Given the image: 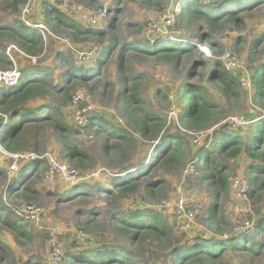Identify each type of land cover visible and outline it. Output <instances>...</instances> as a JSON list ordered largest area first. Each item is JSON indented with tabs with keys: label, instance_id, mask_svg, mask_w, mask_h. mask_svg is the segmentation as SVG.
<instances>
[{
	"label": "rangeland",
	"instance_id": "rangeland-1",
	"mask_svg": "<svg viewBox=\"0 0 264 264\" xmlns=\"http://www.w3.org/2000/svg\"><path fill=\"white\" fill-rule=\"evenodd\" d=\"M90 1L28 0L18 10L0 8V27L14 19L24 21L28 26L38 27L43 41L42 51L28 56L0 32V51L12 63L11 69L0 70V86L15 85L20 70L27 67L43 70L47 87L59 91L71 82L65 78L70 68L96 62L102 47L83 38L78 40L71 29L48 26L44 22L43 3L62 10L84 27L103 28L108 33L111 29L116 30L121 38L116 51L101 66V73L91 77L87 86L76 84L68 98L61 99L63 95L56 94L58 100H48L49 105L54 103V107L60 109L59 119L73 129L71 140L88 153L90 168L80 170L69 162L59 140L60 130L52 123H46L30 136L28 149L21 152L25 156L17 158L19 178L11 169L14 153L0 146V169L4 171L0 174L3 214L22 224L29 233V236L20 234L0 221V264H125L118 260L85 261L73 257L72 254L78 251L91 250L98 241L129 253L132 264L160 262L167 258L169 248L175 242L181 239L200 242L201 239L196 237L199 232L210 234L214 231V224H209L207 219L208 207L213 203L227 220L228 227L222 229L224 236L244 234L261 243L262 254L255 259L249 260L233 250L226 257L227 263L264 264V232H258L254 225L259 211H264V188L257 193L261 201L256 204L247 195L238 196L233 185V180L239 179L250 190L252 185L246 173L253 160L245 153L226 158L215 152L216 161L227 165L229 181L227 192H217L219 188L204 177L205 171L194 155L196 148L201 152L221 136L218 131L221 124L228 122L234 131H239L249 121V114L264 116V101L254 96L250 79L254 68L264 64V3L243 15V24L237 28L226 22L211 27L201 20H183L179 26L180 7L177 5L184 0H94L92 4ZM167 39L188 42L194 48L177 62L158 55L145 57L140 51H128L124 55L123 70L119 68L122 45L140 41L157 46ZM211 61L219 62L238 78L240 98L225 95L221 85L208 79ZM201 62H205V68L199 66ZM191 70L194 71L192 81L204 85L213 105V118L199 131L182 128L176 116L178 110L164 95L176 92ZM122 74L129 83L132 80L138 83V92L146 109L158 110L167 117L166 130L180 132L187 143L195 145L178 166L171 169L160 166L146 171L147 164L155 163L154 152L162 143V134L153 142L133 134L128 148L123 147L125 155L121 157L110 149L104 151L106 142L102 136L83 130L93 116H103L109 124L131 132L122 99V96L126 97ZM107 145L112 146L114 142L107 141ZM31 160H38L39 165L24 176L22 166ZM258 161L264 164V158ZM134 174L140 178L134 194H122L117 190L110 194L100 190L102 185L112 187V182ZM16 179L15 187L10 191L9 186ZM260 180L264 182V174L260 175ZM77 184L88 185L85 195L72 193ZM152 185L157 187L153 189L154 196L150 197L144 188H153ZM180 199L195 215L191 228L183 231L178 229L184 219L178 207ZM26 205L33 206L37 213L34 219L26 211ZM139 208L151 209L166 220L170 227L169 240L141 244L138 239L142 235L138 234L137 241L131 244L122 233L114 230L120 217Z\"/></svg>",
	"mask_w": 264,
	"mask_h": 264
},
{
	"label": "trees",
	"instance_id": "trees-1",
	"mask_svg": "<svg viewBox=\"0 0 264 264\" xmlns=\"http://www.w3.org/2000/svg\"><path fill=\"white\" fill-rule=\"evenodd\" d=\"M28 0H0V8H11L18 10L27 3ZM94 0L89 3L92 4ZM184 0L180 1L177 6L180 11L177 14L178 25L183 20H201L209 26H216L220 23H232L237 28L243 24L242 16L251 11L257 4L264 3V0ZM182 2V3H181ZM45 12L44 22L56 29L62 26L72 30V35L78 40L96 42L102 48L96 55V62L92 65L73 66L66 73L65 78L71 82L61 90L56 88L51 91L45 81V72L38 68H22L19 73L17 83L12 86H0V146L11 153H21L28 149V141L31 135L35 134L46 123H52L60 130L59 140L62 150L71 164L77 169H88L89 155L85 150L77 146L71 140L73 129L59 119L61 114L54 103L49 105V99L58 100L56 94L62 98H68L74 85L79 84L87 86L90 78L101 73V66L116 51L121 43V38L116 30L111 29L108 33L103 28H90L82 26L77 21L67 17L64 12L52 5L43 3ZM0 32L6 34L19 48L28 56H35L42 51L43 41L42 34L38 27L28 26L24 21L14 19L10 23L0 27ZM194 48L193 44L182 42L175 39H167L160 42L157 46L142 44L140 41L130 42L122 45L119 50L118 66L123 70L124 55L126 52L140 51L145 57L158 55V57L177 62L186 52ZM12 63L8 56L0 51V70L11 69ZM205 68V62L199 64ZM208 79L222 86V92L233 98H240L241 88L238 78L233 73L227 71L219 62L211 61L208 67ZM124 84L126 97L122 96L126 105L125 112L129 121L131 132L126 128H120L111 125L103 116H93L82 128L85 131H92L105 140L104 151L109 149L114 155L123 157V147L128 148V143L133 134L147 142H153L157 136L163 135L162 143L156 146L154 156L155 163L147 164L148 169H157L160 166L171 169L178 166L180 162L189 155L195 148L186 142V138L180 132H171L166 130L167 117L158 110H148L145 107V101L138 92V83L128 81L125 74L121 76ZM194 71H189L185 81L181 83L180 88L171 95L165 93V98L178 110L177 120L185 131H199L205 124L213 118L212 100L205 90L203 84L192 81ZM253 94L264 101V64H258L250 76ZM248 122L243 129L234 131L231 124L225 128L219 129L220 137H216L212 146L201 149L196 148L195 156L199 159L198 164L205 171V178L211 180L219 188L217 192H227L229 181L227 176V165L216 161L214 153L232 158L240 153H245L253 161L246 177L252 185L247 193L249 200L256 204L261 201V196L257 194L264 188L263 180L260 175L264 174V164L258 159L264 158V116L248 115ZM243 135L245 137H243ZM112 140L114 145H107V141ZM204 145V144H203ZM202 145V146H203ZM200 146V147H202ZM37 151L36 147L33 148ZM39 165L38 160L28 161L22 166L23 175H29L35 167ZM4 171L0 169V174ZM19 172L17 171V174ZM21 177L20 174L17 178ZM138 174L130 175L120 181L112 182V187H100V190L115 194H134L139 187ZM25 179V178H24ZM9 186L13 191L14 183ZM25 182V181H24ZM87 184L74 185L72 193L85 195ZM145 187V194L150 197L154 196L153 189L157 186L152 185ZM28 190V184L25 191ZM4 208L0 204V221L9 229L26 234L29 236L22 224L15 219L3 214ZM214 224L213 232L207 234L201 231L196 236L200 242L189 241V239H179L169 248V255L160 262L151 264H228L227 256L233 250L239 252L249 260L260 256L261 243L258 240H252L250 237L239 234L224 236L222 229L227 226V220L219 211L215 203L208 207V217ZM114 227L116 232L125 236L129 243L133 244L137 240L138 234L142 235L138 239L141 244L146 241L164 239L169 240V225L166 220L157 212L151 209H134L129 215L122 216L118 219ZM254 225L258 232H264V211L261 210L254 219ZM228 227V226H227ZM215 232V233H214ZM146 236V237H143ZM229 250V251H228ZM74 258L85 261H105L118 260L125 264H132L131 255L123 252L122 249L111 248L106 242L98 241L92 245L91 250L78 251L72 254ZM141 262V260L138 258Z\"/></svg>",
	"mask_w": 264,
	"mask_h": 264
},
{
	"label": "built area",
	"instance_id": "built-area-1",
	"mask_svg": "<svg viewBox=\"0 0 264 264\" xmlns=\"http://www.w3.org/2000/svg\"><path fill=\"white\" fill-rule=\"evenodd\" d=\"M26 11H28V9H26ZM16 81L17 80H15V82ZM24 156L25 155H22V153H15L14 154V156H13L14 160H13V163L11 165L12 170H15L16 172L18 171L17 158L18 157H24ZM233 185L237 189V195L238 196L245 197L247 195V193L249 191V187L243 181H241L239 179H235V180H233ZM178 207L184 215V219H182L181 223L178 225V229H179V231L187 230V229L191 228V225L193 223V220L195 217L194 211L192 209L187 208V205L184 203L183 199H180L178 201ZM25 209L30 214V217L34 219L36 216L35 214H37V213L35 212L33 206L32 205H26ZM54 254H57V252L55 251Z\"/></svg>",
	"mask_w": 264,
	"mask_h": 264
},
{
	"label": "water",
	"instance_id": "water-1",
	"mask_svg": "<svg viewBox=\"0 0 264 264\" xmlns=\"http://www.w3.org/2000/svg\"><path fill=\"white\" fill-rule=\"evenodd\" d=\"M228 124H229L228 122H225V123L221 124L219 128L220 129L225 128L228 126Z\"/></svg>",
	"mask_w": 264,
	"mask_h": 264
}]
</instances>
